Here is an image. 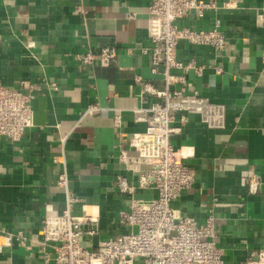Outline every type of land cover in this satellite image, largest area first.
Returning <instances> with one entry per match:
<instances>
[{"label":"crops","instance_id":"crops-1","mask_svg":"<svg viewBox=\"0 0 264 264\" xmlns=\"http://www.w3.org/2000/svg\"><path fill=\"white\" fill-rule=\"evenodd\" d=\"M152 1L0 0V84H40L34 126L20 142L0 138V264H54L40 242L45 218L66 208L58 185L64 166L55 162L65 136L69 187L79 200L73 212L99 216L101 238L124 231L118 215L133 199L156 197L154 190L138 187V175L120 160L123 152L134 154L130 142L146 130L134 110L159 101L143 92L136 76L153 90L165 89L142 52L151 45ZM215 1L221 6L217 11L184 25L208 29L219 20L225 51L182 42L178 55L207 67L201 76L193 70L180 74L188 92L226 106V125L212 129L191 115L173 136L175 148L196 171L195 187L173 208L200 223L213 213L225 261L238 264L251 250L264 249V23L257 24L264 0H244L233 9L222 7L228 0ZM105 45L117 48L116 63L97 61L89 68L78 60ZM217 66L223 74L215 73ZM95 103L102 110L82 118ZM254 175L261 178L257 194L248 190ZM118 176L135 186L133 195L119 193ZM9 234L18 240L7 243Z\"/></svg>","mask_w":264,"mask_h":264},{"label":"built area","instance_id":"built-area-1","mask_svg":"<svg viewBox=\"0 0 264 264\" xmlns=\"http://www.w3.org/2000/svg\"><path fill=\"white\" fill-rule=\"evenodd\" d=\"M244 0H228L223 8L233 9ZM221 6L215 0H153L148 10L150 47L142 50L150 58L152 74L163 78L165 89L153 90L140 83L144 93L156 96L159 101L148 107L134 110L135 119L146 123V130L136 134L130 142L134 154L123 152L120 160L127 170L138 175V187L154 190L156 197L149 200L133 199L130 208L121 210L118 223L123 232L101 238L99 216L73 212L79 200L69 187L65 149L68 136L61 139L62 155L55 162L64 166L58 185L66 194V208L60 216L45 218L41 246L45 258L54 264H228L225 250L218 244L217 218L210 213L203 223L193 216L180 214L173 208L185 191L196 184V171L175 148L172 138L180 134L191 115L212 129L226 125L227 110L223 104L198 92H188L187 81L180 72L193 70L201 76L207 69L194 60L185 62L178 55L182 42L193 46H210L218 53L225 51L227 38L217 20L211 28L193 29L184 25L191 17L204 18ZM183 23V24H182ZM264 11L257 16L263 25ZM78 60L92 68L97 61L116 63L118 50L105 45L97 53L87 52ZM217 75L223 74L215 67ZM56 89V85L52 84ZM40 91V84L21 80L18 87L0 84V138L20 142L34 126L33 102ZM98 103L88 106L82 118L101 111ZM261 178L252 176L248 190L257 194ZM115 186L122 195H133L135 186L128 178L118 176ZM18 240L6 236L7 243ZM50 248V251H46ZM238 264H264V249L251 250Z\"/></svg>","mask_w":264,"mask_h":264}]
</instances>
